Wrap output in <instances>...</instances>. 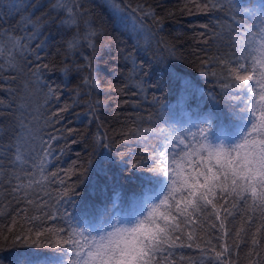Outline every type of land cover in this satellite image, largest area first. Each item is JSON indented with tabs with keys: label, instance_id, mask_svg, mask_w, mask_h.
<instances>
[{
	"label": "trees",
	"instance_id": "obj_1",
	"mask_svg": "<svg viewBox=\"0 0 264 264\" xmlns=\"http://www.w3.org/2000/svg\"><path fill=\"white\" fill-rule=\"evenodd\" d=\"M61 2L0 0V33L3 34L0 39L5 46V53L0 57L3 67L0 71V152L4 156L0 160L3 165L0 167V256L3 255L0 264H29L18 255L35 244L48 247V251H59L50 220L54 206L62 204L66 196L76 201L84 188L74 185L85 176L98 178L103 173L113 179L116 170L108 163V157L124 163L120 170L123 182L138 181L135 171L141 168H133L132 164L150 159L142 155L143 146L157 145L155 130L165 120L152 104L155 96L144 93L147 97L144 99L139 86L130 88L137 78L144 77L147 88V76L157 77L155 61L169 52L175 69L212 80L223 88L221 78L226 74V63L236 50L230 38L234 39L236 29H241L239 22L232 23L228 18L231 0L225 3L223 0H122L123 21L113 15L107 0H67V7L78 14L76 24L71 27L62 25L69 16L66 10H53L52 5ZM13 4L17 6L11 7ZM149 12L155 14L156 20L142 16ZM141 22L148 30L147 35L136 33ZM89 25L95 32L92 38L97 49L95 54L83 39ZM25 28L29 35L33 32L36 35L30 42V52L24 57L16 55V67L12 70L8 67V37L23 35ZM74 38L80 43L70 49L69 42ZM155 39L160 40L161 47L151 52ZM41 44L37 59L33 50ZM89 60L91 67H85ZM221 60L225 63L221 64ZM157 87L160 84L154 78L150 88ZM49 88L56 89L55 97L49 95ZM70 91L74 92V99L64 100L62 93ZM222 91L226 95H217V99L224 107L208 113L211 125L207 126V135L213 145L227 142L237 133L239 125L246 131L251 126V116L240 111L244 103L232 94L234 89ZM85 119L93 127L85 125ZM20 120L35 134L29 146L35 148L32 156L36 163H40L42 141L48 142L44 146L53 155L49 165L47 158L43 173L37 168L30 177L41 183L14 191L21 181L14 179L17 170L9 167L13 153L7 151V146ZM222 133L220 141L217 136ZM49 137L55 139L49 140ZM100 141L108 147H103ZM201 143L208 141L201 140ZM23 183L27 185V179ZM105 185L110 184L100 179L94 191L87 190L102 196ZM234 203L235 207L233 203L226 205L232 212L227 219H224L223 199L215 210L209 206V210L194 214L191 221L181 225L182 239L159 258L160 264H216L215 252L225 246L231 251L224 253L221 264H264V214L247 204ZM216 212L224 220V230L219 228L221 220L216 219ZM250 216L253 217L251 225L247 223ZM213 224L217 227L213 228ZM225 231L229 234L225 235ZM237 231L240 236L236 235ZM253 238L257 241L255 245ZM8 252L15 256L16 263L11 262Z\"/></svg>",
	"mask_w": 264,
	"mask_h": 264
},
{
	"label": "snow or ice",
	"instance_id": "obj_2",
	"mask_svg": "<svg viewBox=\"0 0 264 264\" xmlns=\"http://www.w3.org/2000/svg\"><path fill=\"white\" fill-rule=\"evenodd\" d=\"M16 6V4L11 5V7ZM110 6L113 15L123 21L122 0H112ZM52 7L53 10L63 9L69 13L68 19L62 21V25L71 27L76 24L78 14L73 8L67 7V0L54 3ZM244 12L250 23L245 25V21L239 22L242 31L237 32L232 41L236 50L231 54L226 66L229 77L234 80L231 85L234 89L232 94L238 96L244 103L240 111L247 112L251 116L252 122L248 131L230 148L225 147L223 143L217 145L210 143L207 135L208 127L201 128L199 124H193L198 130L196 133H192L191 128L186 132L176 129L170 136L164 135L163 142L158 141L155 147L145 144L142 155L150 159H141L139 163H133L132 167L166 177L168 181L166 194L159 202L147 206V215L137 214L131 222V227H120L127 222L128 215L138 207L139 197L133 193L128 197L127 203L123 204L122 193L114 188L106 200L97 204L95 211L88 214V218L92 221L105 222L102 231L106 234L101 235L99 240L91 242L87 238L83 243L75 241L79 250L75 253L76 259L73 264H160L159 258L182 239L181 225L191 221L194 214L209 210V206L215 210L221 199L225 202L224 219L232 215L226 207L227 203H233L235 207L234 202L247 204L264 214V10L257 13L245 9ZM142 16H151L156 20L155 14L151 12L142 13ZM88 27L89 31L83 39L95 54L97 49L92 42L95 32L91 30V25ZM143 27L141 22L140 28ZM204 27L207 28L208 25ZM2 35L0 33V37ZM35 35V32L29 35L25 28L23 35L8 37L7 53L10 56L8 64L10 69L14 70L16 67V55L24 57L30 52V42ZM79 43L80 41L74 38L69 42V48ZM41 47L42 44L33 50L37 59H39L38 49ZM4 53V41L0 39V57ZM220 63L224 64L225 61L221 60ZM85 67H91L90 60ZM0 71H3L2 65ZM67 71L68 69H65V72ZM94 80L95 77L92 76V81ZM180 86L187 92L191 89V82L181 81ZM55 91V88H49V95L55 97ZM242 93L248 95L243 96ZM19 107L23 108V105ZM161 133L163 134V130ZM34 136L25 121L20 120L19 126L13 130L12 142L7 146V151L13 153L9 167L17 170L18 174L14 179L21 181L14 191H20L25 187L31 188L34 183H41L30 177L37 168L43 173L47 158L53 155L50 148L44 146L48 142L42 141L40 163L37 164L32 156L35 148L29 146V140H34ZM149 138L150 136L145 140ZM54 139L55 137H49V140ZM201 140L208 143H201ZM100 143L103 147H108L102 141ZM2 159L4 156L0 152V160ZM25 179L28 181L27 185L23 183ZM216 219L221 220L219 228L224 230L225 223L219 212H216ZM252 222L253 217H248L247 223L251 225ZM212 227L216 228L217 225L213 224ZM228 234L225 231V235ZM240 234L239 231L236 232L237 236ZM80 235L88 237L91 235V230L83 229ZM188 239H192L190 234ZM252 243L254 245L257 243L255 238ZM230 251L225 246L222 251L215 252L216 264H221L224 253Z\"/></svg>",
	"mask_w": 264,
	"mask_h": 264
},
{
	"label": "rangeland",
	"instance_id": "obj_3",
	"mask_svg": "<svg viewBox=\"0 0 264 264\" xmlns=\"http://www.w3.org/2000/svg\"><path fill=\"white\" fill-rule=\"evenodd\" d=\"M99 55H100V54H99V51H98L97 56L99 57ZM156 79H158V81H160L159 78L156 77ZM69 96L72 97L71 94H70ZM55 231H56V229H52L53 234H54ZM242 260H245V256H244V255L242 256Z\"/></svg>",
	"mask_w": 264,
	"mask_h": 264
},
{
	"label": "bare ground",
	"instance_id": "obj_4",
	"mask_svg": "<svg viewBox=\"0 0 264 264\" xmlns=\"http://www.w3.org/2000/svg\"><path fill=\"white\" fill-rule=\"evenodd\" d=\"M108 1V0H107ZM112 1V0H111Z\"/></svg>",
	"mask_w": 264,
	"mask_h": 264
}]
</instances>
